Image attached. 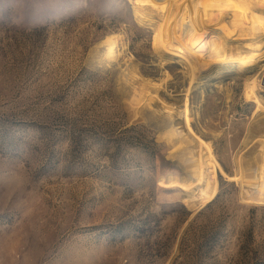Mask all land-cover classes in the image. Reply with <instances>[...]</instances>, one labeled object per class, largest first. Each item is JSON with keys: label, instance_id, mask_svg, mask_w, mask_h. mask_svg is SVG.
Segmentation results:
<instances>
[{"label": "rangeland", "instance_id": "374dc122", "mask_svg": "<svg viewBox=\"0 0 264 264\" xmlns=\"http://www.w3.org/2000/svg\"><path fill=\"white\" fill-rule=\"evenodd\" d=\"M131 6L0 0V264H264V206L228 180L249 125L264 121L243 95L257 72L264 102V10L232 41L260 42L253 69L216 74L203 57L184 117L188 65L154 52V23ZM113 33L120 55L106 65L93 50ZM126 69L154 98L136 118L117 81ZM170 126L209 142L221 167L195 214L181 202L186 170L159 139Z\"/></svg>", "mask_w": 264, "mask_h": 264}, {"label": "bare ground", "instance_id": "6f19581e", "mask_svg": "<svg viewBox=\"0 0 264 264\" xmlns=\"http://www.w3.org/2000/svg\"><path fill=\"white\" fill-rule=\"evenodd\" d=\"M129 1L137 21L154 23L151 38L154 52L161 59L166 57V53L179 54L188 65L189 83L184 100L185 110L182 112L184 117L188 109V94L194 86V71L204 58L209 60L204 64L206 67L215 62L220 65L216 74L233 67L241 72L253 69L252 62L255 53L261 49L260 42L256 40L246 45L245 41H232L243 37L240 28L248 12L258 10L263 14L261 10H264V0ZM153 18L157 20L154 22ZM210 26L218 28L222 34H206L205 30ZM120 41L119 34H108L93 51L97 54L101 51V61L106 65L111 64L119 58L117 46ZM135 79L128 69L121 71L117 79L123 89L125 104L134 118L139 114L138 105L150 107L154 101L149 91L150 82L148 84L145 80L140 82ZM259 80L257 72L244 77L243 95L247 101L255 104V116H264V102L257 95L261 83ZM159 139L171 145L169 156L186 170V190L181 202L188 211L195 214L211 203L218 192L216 173L221 167H218L212 155L211 145L191 133L179 132L174 126L161 133ZM248 144L252 145V150L249 147L244 151ZM241 145L242 149L234 158L235 169L228 180L236 183L242 203L264 206V121L256 120L249 125Z\"/></svg>", "mask_w": 264, "mask_h": 264}]
</instances>
